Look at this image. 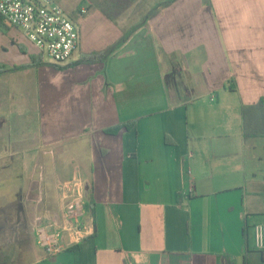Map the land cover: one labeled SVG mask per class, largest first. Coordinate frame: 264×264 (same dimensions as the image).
I'll return each instance as SVG.
<instances>
[{
  "label": "crops",
  "instance_id": "1",
  "mask_svg": "<svg viewBox=\"0 0 264 264\" xmlns=\"http://www.w3.org/2000/svg\"><path fill=\"white\" fill-rule=\"evenodd\" d=\"M167 1L67 2L78 56L21 94L47 67L0 75V264H264V138L246 141L241 116L264 97V0H175L145 21ZM138 25L106 61L69 67ZM23 49L7 69L32 64ZM73 180L88 233L63 232L50 257L38 230L66 225Z\"/></svg>",
  "mask_w": 264,
  "mask_h": 264
},
{
  "label": "built area",
  "instance_id": "2",
  "mask_svg": "<svg viewBox=\"0 0 264 264\" xmlns=\"http://www.w3.org/2000/svg\"><path fill=\"white\" fill-rule=\"evenodd\" d=\"M84 13L85 11H80ZM0 17L12 29L22 33L40 54H47L53 65L63 66L72 62L81 47V31L72 16L55 0H0ZM64 199L63 225L59 230L49 231V226L40 227V245L50 257L64 250L61 237L63 232L75 233L73 243H78L88 233L83 218L86 214L84 185L80 181L66 182L61 186ZM196 193L192 184L187 196ZM254 244L264 252V223L254 226Z\"/></svg>",
  "mask_w": 264,
  "mask_h": 264
},
{
  "label": "rangeland",
  "instance_id": "3",
  "mask_svg": "<svg viewBox=\"0 0 264 264\" xmlns=\"http://www.w3.org/2000/svg\"><path fill=\"white\" fill-rule=\"evenodd\" d=\"M55 1L58 4H60L70 15H73L72 12L65 8L67 2L70 5H74L75 7L78 5L77 4L78 0H55ZM92 1L93 0H82L83 4L75 12L78 13L79 9L81 11V9H82V7H84V5L89 7L91 5ZM152 2H154V0H152ZM147 5L148 4H145V3L141 4L138 7V11L140 9L146 8ZM13 39L19 41L21 44H19L18 46L16 44V47L11 48L10 44L13 42ZM22 44L27 47V49H28L27 52L29 51V52L33 53L34 55H36V57L38 59L41 60L42 67H47V68H43L41 70L40 69L34 70L33 72L30 71V74L28 76H26L25 78H23L22 81L19 82L21 85H23V87H21V88L18 87V88L14 89L20 94L25 93L26 90L40 89L41 88L40 86H42V84H44V81L54 80L53 75L55 73V71L53 69H51V67H50V65L52 64V61H51V58L47 54H43V55L40 54L39 49H37L25 37H23L22 33L19 32L18 30L10 28L8 31H5L1 27H0V69H6L7 68V66L5 65L6 63H8L10 61H15L20 56L22 57V55L24 54L22 52V50L20 49V46L23 47ZM78 54H79V52H77L76 55L78 56ZM24 70H26V69L14 70V71H12V73H18V72H22ZM6 73H9V72H6ZM6 73H3V74H6ZM36 87H38V88H36ZM257 148H258L257 149L258 156H260V159L263 158V160H264V140H260L258 142ZM260 159H258V161H257V169L258 170H260V169L264 170V164H262L260 162Z\"/></svg>",
  "mask_w": 264,
  "mask_h": 264
},
{
  "label": "trees",
  "instance_id": "4",
  "mask_svg": "<svg viewBox=\"0 0 264 264\" xmlns=\"http://www.w3.org/2000/svg\"><path fill=\"white\" fill-rule=\"evenodd\" d=\"M172 1H167L162 4H160L157 8H154L151 12L148 13V15L145 17V21L153 18L156 16L161 10L168 7ZM141 25L135 26L132 29L128 30L124 36L113 46L109 47L108 49L92 54L88 59H81L77 62H74L69 65V67H74L77 65H80L82 63H95L97 61H106L116 50H118L122 45H124L132 36V34L140 27ZM0 27L3 28L5 31H8L10 29L9 26H7L2 18L0 17ZM20 49L24 51L23 47L20 46ZM32 64L27 66H14L9 69H0V75L6 72H12L14 70L19 69H26V68H32V67H38L42 65V62L40 60V63L37 64L38 58L35 56H31ZM51 67H54L56 69H63L65 67L58 66V65H50ZM232 90H235V87L231 88ZM241 116H242V126H243V137L246 141L252 138H264V97L260 99V101L255 105H248L243 106L241 109ZM114 130H109L108 132H113Z\"/></svg>",
  "mask_w": 264,
  "mask_h": 264
}]
</instances>
